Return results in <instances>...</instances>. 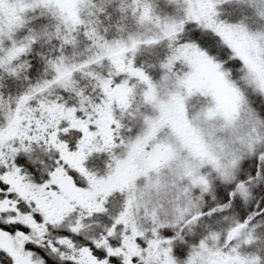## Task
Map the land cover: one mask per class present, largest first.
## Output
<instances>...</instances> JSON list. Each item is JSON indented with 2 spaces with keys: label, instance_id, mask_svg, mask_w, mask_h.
<instances>
[{
  "label": "snow or ice",
  "instance_id": "snow-or-ice-1",
  "mask_svg": "<svg viewBox=\"0 0 264 264\" xmlns=\"http://www.w3.org/2000/svg\"><path fill=\"white\" fill-rule=\"evenodd\" d=\"M0 264H264V0H0Z\"/></svg>",
  "mask_w": 264,
  "mask_h": 264
}]
</instances>
